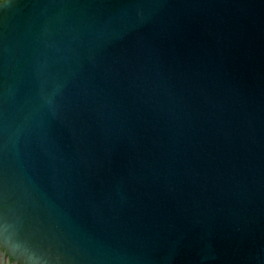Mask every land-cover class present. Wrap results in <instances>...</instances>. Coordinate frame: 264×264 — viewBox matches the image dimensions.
<instances>
[{"label":"water","instance_id":"95a60500","mask_svg":"<svg viewBox=\"0 0 264 264\" xmlns=\"http://www.w3.org/2000/svg\"><path fill=\"white\" fill-rule=\"evenodd\" d=\"M0 264H264V0H4Z\"/></svg>","mask_w":264,"mask_h":264},{"label":"snow or ice","instance_id":"6c2138e0","mask_svg":"<svg viewBox=\"0 0 264 264\" xmlns=\"http://www.w3.org/2000/svg\"><path fill=\"white\" fill-rule=\"evenodd\" d=\"M4 3V0H0V5H2Z\"/></svg>","mask_w":264,"mask_h":264}]
</instances>
